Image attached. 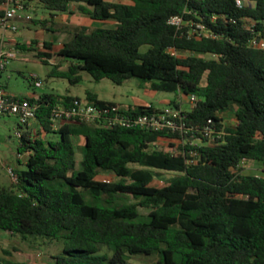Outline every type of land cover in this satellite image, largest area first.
<instances>
[{
	"label": "trees",
	"instance_id": "1",
	"mask_svg": "<svg viewBox=\"0 0 264 264\" xmlns=\"http://www.w3.org/2000/svg\"><path fill=\"white\" fill-rule=\"evenodd\" d=\"M25 1L42 5L51 17L76 5L92 20L117 23L113 29L80 27L57 51L52 42L42 49L37 40L15 44L21 52L39 47L45 63L58 59L52 77L72 86L85 72L95 82L109 79L119 86L139 78L153 91L196 96V106L186 112L191 127L203 129L212 121L219 130L221 115L233 108L238 123L225 126L226 135L216 144L202 138L187 146L201 158L192 166L178 152L182 146L170 144L176 152L155 148L164 133L88 124L55 130L52 108L79 99L70 92L14 96L38 103L41 132L57 137H32L24 130L17 158L29 156L27 169L14 167L17 185L0 180V231L30 246L62 243V254L49 264H133L131 257L142 255H157L156 264H264V177L240 168L245 160L264 164V50L249 44L264 40V0H249L244 8L236 0ZM176 16L204 23L218 38L188 39L186 26L170 24ZM31 23L56 32L49 19ZM169 48L185 55L173 56ZM62 63H68L67 70H61ZM86 99L117 105L90 91ZM171 105L180 108L176 101ZM152 111V106L129 108L137 116ZM76 136L85 139L80 169ZM159 172L176 176L160 186ZM102 173L118 181L99 180ZM120 198L136 202L119 205ZM0 264L28 263L0 259Z\"/></svg>",
	"mask_w": 264,
	"mask_h": 264
},
{
	"label": "built area",
	"instance_id": "2",
	"mask_svg": "<svg viewBox=\"0 0 264 264\" xmlns=\"http://www.w3.org/2000/svg\"><path fill=\"white\" fill-rule=\"evenodd\" d=\"M32 4V3H31ZM31 4L25 0H2L0 4V76L6 70L10 61L19 55V50L7 46L6 36L8 34H17L20 32V24L28 25L34 19L31 12ZM239 8L251 5L249 0H236ZM247 22V21H246ZM171 25L182 29L183 26L188 28L184 33L188 39H216L218 36L209 29L204 23L185 22L182 17H173L170 21ZM248 29H252L251 25L246 24ZM250 46L264 50V40L253 38L249 42ZM169 52L173 56H184L185 53L175 48H169ZM32 80L36 87H42V82L37 76H33ZM192 107H195L198 101L196 96L190 97ZM150 107V106H149ZM39 110V104L33 103L28 99H16L10 96L0 86V117L14 116L17 118L20 126L25 129L31 122L36 120ZM187 111L182 108L167 107L152 111L145 115H134L128 110H123L119 105L114 106H98L90 103L86 98L75 99L69 106L57 104L52 108L51 121L55 130H60L66 124H88L96 128L104 129H125V130H142L152 133H164L166 137H160L154 144L156 149H160L158 144L168 142L182 146L178 151L186 157L188 165H197L200 162V155L196 150L187 149V146H197L201 144L202 138L207 139L210 144H216L226 135L225 121L222 122V128L217 129L212 121H209L203 129H197L188 125ZM238 123L237 119L235 125ZM24 129V130H25ZM23 131L16 132V137L21 139ZM1 147V142H0ZM167 151L176 152L175 148H165ZM254 165V166H253ZM253 166V168H252ZM0 168L6 170L7 175L12 184L19 183V177L15 168L8 164L0 163ZM240 168L246 173L247 169H253L256 177H264V164L245 160L241 163ZM162 183V182H161Z\"/></svg>",
	"mask_w": 264,
	"mask_h": 264
},
{
	"label": "rangeland",
	"instance_id": "3",
	"mask_svg": "<svg viewBox=\"0 0 264 264\" xmlns=\"http://www.w3.org/2000/svg\"><path fill=\"white\" fill-rule=\"evenodd\" d=\"M34 6V19H40L42 14L48 12H46L43 6L38 3ZM53 26L55 29L60 28L57 24H54ZM33 27L37 26L34 25ZM73 33V29H71L69 33H63L59 37L58 44L60 46H56L55 51L69 41L72 38ZM25 38H35V33L27 32L25 33ZM34 40L36 39H31L30 43ZM11 48L17 49L14 45ZM40 48L38 47L35 52H21L18 57L10 61L6 70L0 76V86L6 91V93L19 97H29L31 94L40 96L44 93L65 95L69 91L71 95L85 99L87 91H90L96 93L103 101L117 103L123 110H128L130 107L140 105L152 106L156 110L165 109L167 107H175L174 105H171L172 103L169 104V102H180V100H182L183 110L190 111L192 108V101L190 98L184 95L176 97V95L172 93L153 91L150 82H145L139 78H133L119 86L109 79L95 82L92 77L85 72L83 74V81L76 86H72L69 81L55 78L50 75L55 68V64H59L60 61L58 59L50 60L46 58L48 63L43 62L37 55ZM143 50L146 51L147 47ZM60 66L62 68H67L68 63H62ZM33 76L38 77L39 81L42 82V87L35 86L32 80ZM184 97L187 98V102L183 101ZM24 129L25 127L20 126L17 118L14 116L0 117V158L6 162L8 166L15 167L16 164H18L17 158L12 156L9 148H12L15 154L18 152L20 139L16 137V132L23 131ZM169 145L168 142L163 141L158 144V146L166 148H169ZM77 159L78 168L80 169V161L82 160V151L80 149L78 150ZM19 168L25 170L27 169V166H19ZM255 172L256 171L253 169L246 170V174H254ZM175 176L176 174L159 172L157 173V178L155 180L156 185L162 186L165 181H169ZM98 179L102 181H118V178L110 173H102ZM0 180L4 182L9 181L11 184L8 175L2 178L0 176ZM87 201L91 203L93 200L90 201L87 198ZM127 202H136V200L133 198H120L117 201L119 205H123ZM140 210L142 214L149 213V210L144 208H141ZM5 236L6 233L0 231V238H5ZM0 246L1 248H7V252H9L14 261L30 262L33 264L49 263L53 256L62 254L64 249L63 244L58 242L47 243V245H43L42 247L37 245L30 246L27 243L20 241L17 237H9L6 242L0 241ZM41 255L47 260L42 261L40 259ZM158 260L159 257L157 255H142L131 257L130 262L133 264H156Z\"/></svg>",
	"mask_w": 264,
	"mask_h": 264
},
{
	"label": "crops",
	"instance_id": "4",
	"mask_svg": "<svg viewBox=\"0 0 264 264\" xmlns=\"http://www.w3.org/2000/svg\"><path fill=\"white\" fill-rule=\"evenodd\" d=\"M119 3L131 5L132 4V1L131 0H120ZM34 5H35V3H32L31 4V7H32L31 8L32 9L31 12L33 13V15H34V7H35ZM40 19H43V20L49 19L54 24L59 25L61 29L60 28H58V29L56 28V32L53 33V32H50L48 30H45V29H43L42 27H39V26L33 27L34 25H32V23H29L28 25H26V24H20V32L19 33H17V34H8L5 37L6 38L7 46L12 47L13 45L15 46V44H17V43H20V44H30L31 39L32 40L33 39H36L37 41L40 40L39 41V44H40L41 49L44 48V44L46 42H52L54 44V47L53 48L55 49L56 46H60L58 44L59 37L63 33L64 34L69 33V31L71 29H73V31L75 33L76 29H78L80 27H88L91 30H93V29H96V28L113 29V28H116V26H117V23L115 21H113V20H109V21H95V20H92L89 16L81 14L77 10V6L76 5H72L69 12L57 14L55 17H51V15L49 14V12H47L46 14H42ZM27 32H29V33H35V38H31V39L25 38V33H27ZM74 33L72 34V37H73ZM1 37L2 36L0 35V39H1ZM44 51L47 52V53L48 52L49 53H52L53 52V51L47 50V49H44ZM19 52L21 54V51H19ZM67 68H62L61 67V70L64 71V70H67ZM82 74H84V73H82ZM42 95H58V94H55V93H44ZM42 95L39 96V95H36V94H31L29 96V98L38 99ZM11 96H15V95H11ZM73 97L81 98L79 96H73ZM183 101L187 102V98L184 97V100ZM113 103H115V102H113ZM171 103L172 102H169V104H171ZM115 104H117V103H115ZM177 104H179V107L183 109V107H182V100H180V102H177ZM140 106H147V105H140ZM235 110L236 109L233 108L230 111H228L226 113H223L221 115V117L223 118V120L225 121V123L227 124V126H234L235 125V121H236V117H235V114H234V111ZM26 129H27V131L29 132V134L32 137L38 136L39 134H41V136L43 138H45V139H51V138H56L57 137L56 135H48L47 133H42L41 132V127H40L39 122L37 121V119L34 120L33 122H31L30 125ZM74 142H75V145L77 147V150L80 149L82 151V147L84 146V143H85L84 137H82V136H76V137H74ZM9 151L11 152L12 156H14V157L17 158V153L15 154L14 153V150L12 148H9ZM28 160H29V156L27 154L18 156V158H17V163L18 164H16L15 167H18L19 168V166L26 165L27 162H28ZM1 162L6 164V162H4L0 158V163ZM0 171H1L0 172L1 178L7 176L5 169L0 168ZM5 233H6L5 238H0V241L1 242L8 241V238L9 237H15L11 233H8V232H5ZM0 259L14 261L12 259V257L10 256L9 252H7V248H5V247L4 248L3 247L1 248V246H0ZM40 259L42 261L47 260L42 255L40 256ZM25 263L33 264V263H30V262H25ZM49 263L47 262V263H43V264H49Z\"/></svg>",
	"mask_w": 264,
	"mask_h": 264
}]
</instances>
